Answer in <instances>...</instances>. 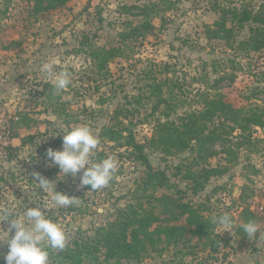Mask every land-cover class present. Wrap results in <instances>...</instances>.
<instances>
[{
	"label": "rangeland",
	"instance_id": "374dc122",
	"mask_svg": "<svg viewBox=\"0 0 264 264\" xmlns=\"http://www.w3.org/2000/svg\"><path fill=\"white\" fill-rule=\"evenodd\" d=\"M263 1L71 0L37 13L30 0H0V145L5 129L10 140L17 135L13 142L21 144L5 157L0 154V238L4 240L0 241V264H5V230L10 223L2 220L4 209L13 218H21L27 208L44 206L49 218L63 225L68 245H74V239L87 243L89 257L83 264H93L94 257L104 260V250L95 251L97 229L107 226L118 209L144 193H167L199 203L211 220L227 212L232 227L215 224L214 243L189 234L187 242L161 243L142 260H124L123 264H264V127H254L251 144H240L247 137L239 131L212 144L218 153L208 158L209 163L225 172L212 176L197 192L196 181L186 176L204 166L203 162L196 164L201 161L197 150L170 155L149 143L157 119H166L167 112L163 104L153 110L157 97L150 85L166 78L171 80L165 90H173L171 118L201 108V93L216 91H223L235 106L255 109L264 118V51L240 45L247 37L246 29H235L230 42L208 39L205 30L219 18L216 4L258 9ZM144 6L157 11L152 18L154 28L123 40L122 33L144 21ZM118 46L121 52L103 67L93 57L97 47ZM45 62H54L57 71L71 74L68 88L55 91L40 72ZM118 107L131 111L123 134L128 136L131 129L136 142L145 145L151 166L166 172L170 187L146 184L149 170L135 159L133 148L103 136V127L111 120L114 123ZM77 124L89 125L98 136L95 160L112 156L117 161L114 178L102 189L80 187L79 175L63 179L58 167L49 166L46 160L47 149L61 150V134ZM30 135L36 136L33 142L27 141ZM22 139L27 142L23 144ZM227 148L233 152L225 153ZM33 172L79 203L67 208L52 204L51 193L32 179ZM145 199L144 205L150 206ZM246 209L259 226L251 240L241 227L246 223ZM50 251L49 264H57L54 254L59 251Z\"/></svg>",
	"mask_w": 264,
	"mask_h": 264
},
{
	"label": "trees",
	"instance_id": "16d2710c",
	"mask_svg": "<svg viewBox=\"0 0 264 264\" xmlns=\"http://www.w3.org/2000/svg\"><path fill=\"white\" fill-rule=\"evenodd\" d=\"M33 3L35 12L50 11L61 6H65L71 0H30ZM168 2L170 0H164ZM153 7V8H152ZM142 7L141 15L144 21L134 26L127 33H122L123 40L128 39L141 31L149 32L154 28L152 18L157 14L154 6ZM219 18L212 26H206V37L208 39H220L230 42L237 28L247 30V37L241 39L240 45H245L253 51H264V1L258 9L249 6L238 7L234 5L216 4L214 8ZM154 10V11H153ZM2 11L0 9V18ZM1 26V22H0ZM93 57L101 61V67L105 66L108 59L117 56L121 52V47H97L93 51ZM169 65L166 64V67ZM170 78L150 85L152 95L157 97L153 110H158L163 104L166 119H157L154 127V134L149 143L154 148H161L167 154L184 152L196 149L201 161L204 163L200 171H189L188 178L196 181L194 192L205 187L206 182L212 176H221L224 170L211 165L208 158L217 155L212 144L218 141H225L229 136L240 132L241 137L247 140L240 144L247 145L253 140V130L256 127H264L263 116L255 109L245 106L237 107L227 99L223 91H216L213 95L201 93L202 107L171 118L174 110L171 95L173 90L168 81ZM177 83V82H176ZM115 121H109L103 127V136L110 141H116L133 148L135 159L141 160L146 165L149 172L146 177V184L157 187H170L168 176L164 170L155 169L150 164V159L145 153V145L136 142L134 133L129 129V135L125 136V120L131 113L127 107H118ZM124 116L121 120L120 116ZM23 122V121H22ZM255 127V128H254ZM124 131V132H125ZM123 138L126 141H123ZM35 135H30L27 141L33 142ZM22 139V143L27 142ZM124 142V143H123ZM232 148H227L225 153L231 154ZM204 156V157H201ZM203 179V181H199ZM144 198L150 206H145ZM253 213L250 209L244 211V219L251 221ZM215 224L205 215V208L193 201H185L181 198H173L170 194L153 195L144 193L138 196V200L129 203L125 208L118 209L116 218L109 222L107 226L97 229L94 238L95 251L104 250V260L94 257L93 264H123L124 260L140 261L147 256L151 250H155L161 243L180 244L187 242L189 234L202 240H211L214 234ZM205 241V242H206ZM74 245H68L63 251L54 254L57 264H83L85 258L89 257L86 242H79L74 239ZM50 251V249H48ZM53 251V249H52ZM49 253H52L51 251ZM98 261V262H97ZM111 261H114L112 263Z\"/></svg>",
	"mask_w": 264,
	"mask_h": 264
},
{
	"label": "clouds",
	"instance_id": "9594fccd",
	"mask_svg": "<svg viewBox=\"0 0 264 264\" xmlns=\"http://www.w3.org/2000/svg\"><path fill=\"white\" fill-rule=\"evenodd\" d=\"M44 78L50 80L57 93L62 92L72 83L71 74L66 70L57 71L54 62H45L40 67ZM62 149L48 148L46 160L49 166L59 169V176L76 178L79 175L80 187L90 186V190H99L109 185L117 170V161L112 156L95 160L99 146V138L87 124L70 126L63 131ZM40 188L50 192L52 204L67 208L79 203L78 198L55 190L52 181L39 172L32 173ZM2 220L10 221L7 228V252L4 254L5 264H49V251H63L68 246V236L59 222L49 218L44 206H31L21 218H13L7 209L3 210ZM212 223L225 229L232 227V217L225 212L212 217ZM246 237L251 240L259 226L254 221L241 225ZM9 233H12L9 238ZM0 241L4 243L3 238Z\"/></svg>",
	"mask_w": 264,
	"mask_h": 264
},
{
	"label": "built area",
	"instance_id": "2783aa9c",
	"mask_svg": "<svg viewBox=\"0 0 264 264\" xmlns=\"http://www.w3.org/2000/svg\"><path fill=\"white\" fill-rule=\"evenodd\" d=\"M3 137H4V141H3V143L0 145V154L2 155V156H6L7 155V152H8V150H6L5 149V147L7 146V145H9V141H10V132H9V130L8 129H5V130H3Z\"/></svg>",
	"mask_w": 264,
	"mask_h": 264
},
{
	"label": "crops",
	"instance_id": "0c3cea01",
	"mask_svg": "<svg viewBox=\"0 0 264 264\" xmlns=\"http://www.w3.org/2000/svg\"><path fill=\"white\" fill-rule=\"evenodd\" d=\"M17 137H19V136H17V135H13L12 136L11 140L9 141V145H7L5 147L6 150H8V151L9 150H15V149H18L21 146L20 143L16 144V143L13 142V140L16 139Z\"/></svg>",
	"mask_w": 264,
	"mask_h": 264
}]
</instances>
